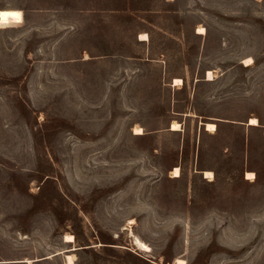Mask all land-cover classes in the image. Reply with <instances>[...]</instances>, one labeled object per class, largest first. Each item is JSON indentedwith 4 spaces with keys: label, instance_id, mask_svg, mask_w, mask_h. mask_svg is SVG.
Masks as SVG:
<instances>
[{
    "label": "rangeland",
    "instance_id": "obj_1",
    "mask_svg": "<svg viewBox=\"0 0 264 264\" xmlns=\"http://www.w3.org/2000/svg\"><path fill=\"white\" fill-rule=\"evenodd\" d=\"M262 133L264 0H0V264H264Z\"/></svg>",
    "mask_w": 264,
    "mask_h": 264
},
{
    "label": "bare ground",
    "instance_id": "obj_2",
    "mask_svg": "<svg viewBox=\"0 0 264 264\" xmlns=\"http://www.w3.org/2000/svg\"><path fill=\"white\" fill-rule=\"evenodd\" d=\"M204 32H205V29L202 26L197 28V32H196L197 34L201 35ZM139 40L140 41L148 40V35L146 33H141L140 36H139ZM244 61H245V64H249L251 62V58H246ZM207 75L209 76L208 79H211L210 78L211 73L208 72ZM174 82H175L174 85L181 84V80L177 79V78H175ZM248 124L255 126V125H259V122H258L256 117H252V118L249 119V123ZM204 125L206 126V130L207 131H211V132L215 131L216 128H217L216 124L213 123V122H205ZM181 127H182L181 124H179L176 121L172 122V124H171V130H173V131H178V130L181 129ZM134 133L135 134H142L141 128H139V127L134 128ZM172 174H173V177L179 176V167L175 166L173 168V170H172ZM201 174L203 175V178L207 179L208 181L212 180V178L214 177V173L211 170H204V171L201 172ZM253 178H254V173L252 171H246L245 179L252 180ZM65 240L67 242H71L73 240V236L66 235L65 236ZM134 244L139 246V248H141V249H146V246L137 237H134ZM67 257H68V263H71L72 262L71 255L69 254ZM176 263L177 264H185V261L183 259L177 258L176 259Z\"/></svg>",
    "mask_w": 264,
    "mask_h": 264
},
{
    "label": "trees",
    "instance_id": "obj_3",
    "mask_svg": "<svg viewBox=\"0 0 264 264\" xmlns=\"http://www.w3.org/2000/svg\"><path fill=\"white\" fill-rule=\"evenodd\" d=\"M258 122H259V125H260V124H261V121H260V119H258ZM252 127L254 128V127H257V126H252ZM261 136H262V138H264V133H262V135H261Z\"/></svg>",
    "mask_w": 264,
    "mask_h": 264
},
{
    "label": "crops",
    "instance_id": "obj_4",
    "mask_svg": "<svg viewBox=\"0 0 264 264\" xmlns=\"http://www.w3.org/2000/svg\"><path fill=\"white\" fill-rule=\"evenodd\" d=\"M204 124H205V122H204ZM203 126H205V125H203ZM217 126V125H216ZM251 126H253V125H251ZM217 129V128H216ZM205 130H206V126H205ZM207 131V130H206ZM209 132H211V131H209ZM212 132H214V131H212Z\"/></svg>",
    "mask_w": 264,
    "mask_h": 264
},
{
    "label": "water",
    "instance_id": "obj_5",
    "mask_svg": "<svg viewBox=\"0 0 264 264\" xmlns=\"http://www.w3.org/2000/svg\"><path fill=\"white\" fill-rule=\"evenodd\" d=\"M199 125H204V123L200 121V122H199Z\"/></svg>",
    "mask_w": 264,
    "mask_h": 264
}]
</instances>
